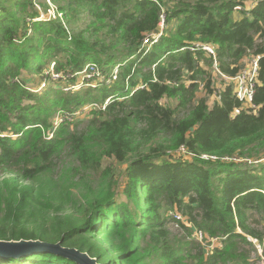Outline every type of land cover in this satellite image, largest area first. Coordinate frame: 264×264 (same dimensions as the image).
Here are the masks:
<instances>
[{
  "label": "trees",
  "instance_id": "trees-1",
  "mask_svg": "<svg viewBox=\"0 0 264 264\" xmlns=\"http://www.w3.org/2000/svg\"><path fill=\"white\" fill-rule=\"evenodd\" d=\"M49 1L56 20H37L46 0H0V240L60 243L98 264H250L256 245L264 257V229L249 221L264 228V0ZM80 18L85 29L69 30ZM196 44L229 77L259 57L254 112L231 116L241 103L211 87L213 58ZM48 66L63 76L31 89L26 76ZM63 154L71 163L58 167ZM103 158L125 165L118 178ZM73 172L99 182L81 209ZM196 231L221 246L205 256ZM0 264L76 263L35 253Z\"/></svg>",
  "mask_w": 264,
  "mask_h": 264
},
{
  "label": "rangeland",
  "instance_id": "rangeland-1",
  "mask_svg": "<svg viewBox=\"0 0 264 264\" xmlns=\"http://www.w3.org/2000/svg\"><path fill=\"white\" fill-rule=\"evenodd\" d=\"M47 3V2H46ZM38 6V5H37ZM36 9L40 12V15L43 16H48V10L51 9V6H54L53 3L51 1H49L48 6H46L45 8L42 7H37ZM55 7V6H54ZM56 8V7H55ZM51 13V11H50ZM43 16H41L42 18H44ZM63 23H65L66 19L63 18L62 19ZM88 21L84 18H80L79 20L73 21L70 25H69V30L71 31H79L82 29H85L86 25H87ZM67 27V24H65ZM72 25V26H71ZM246 59V58H245ZM245 59L243 61V63L241 62L242 65H240L239 67V72L238 74L242 73L240 76H242L244 73L248 74L249 70H248V64H245ZM50 68V66H48ZM48 67L45 69L46 71L48 70ZM52 68H50V72H52ZM205 70L208 71L212 77V88H220L223 86V82L219 81L218 79H216V77L213 75V73L211 74V67L209 68L208 65L205 66ZM47 75H44L43 72L41 74H30L28 76H26L27 81L29 83V87L33 90H40L41 88V82L42 79L46 78ZM82 76H78V80L81 78ZM68 83H64L62 84V87H64L65 85H67ZM40 85V86H39ZM202 84L199 85V88L197 90V94H196V98L200 99V98H205L207 100V104L209 106L212 105V101H213V97L207 95V92L205 91V89L201 86ZM163 104H167V105H171V106H175V102L172 100H163L162 101ZM88 107V106H87ZM85 107V108H87ZM89 116L88 114H82L81 115V122L79 123L80 125L78 126V129H81L83 127H85V125L87 124V120H88ZM55 163L58 167H60L63 164H70L71 160L65 155H61L60 157H58L55 160ZM102 164V169H104L107 165H111L113 166V171H112V176L113 179L118 178V176H120V174H122L123 169L125 168L124 164H118L117 162L114 161V159L112 158H103V160L101 161ZM74 175V179L72 181L73 183H77L76 186L72 187L73 189L71 190L72 195L70 196V202L72 205H74V207H76V209H81L82 207L85 206V201L88 199H92L95 196H97L98 194V180H97V175H95V173L92 172V174H85V173H76L73 172ZM5 176V173L1 172L0 170V179H2ZM71 213L69 211H66L65 214ZM174 213L171 211V214ZM168 216V215H167ZM169 217V216H168ZM261 216L258 214H253L252 217L250 218V224L252 227L257 228L259 231H263V227L260 224V218ZM177 221V220H175ZM175 221L171 222V220L169 221V223L167 224L168 227V231L170 232V235L175 236L177 238H182L185 236V234L178 230L176 225H175ZM183 221V220H181ZM194 238H198L199 239V235L198 234H194ZM201 242L203 244L202 248L204 249V251L206 252L207 249H209L211 246H215L218 245L219 243H221V238L220 237H216V238H209L208 236L204 235L201 236ZM103 244L105 245L106 248L108 247V244L106 242H103ZM255 248V247H254ZM206 256V254H205ZM249 261L250 264H264V257H261V255L259 254V252L253 251L249 249Z\"/></svg>",
  "mask_w": 264,
  "mask_h": 264
},
{
  "label": "built area",
  "instance_id": "built-area-1",
  "mask_svg": "<svg viewBox=\"0 0 264 264\" xmlns=\"http://www.w3.org/2000/svg\"><path fill=\"white\" fill-rule=\"evenodd\" d=\"M46 2L48 4L49 0H46ZM35 6H37V5L35 4ZM236 9L239 10L240 7H237ZM50 11H51V13H50ZM41 16H43V15H40V17L37 20L51 21V20H56L58 17H60L59 15L56 14V8L54 6H51V9L48 10V16H46V17L43 16L44 18H42ZM160 27L161 28L163 27L162 24L160 25ZM155 38H157V37H155ZM195 49L196 50H202V51H204V53L206 55L211 56L213 58V64H212L213 75L216 77V79H218L219 81H222L224 83V85H229L232 89L233 95L241 103V106L235 107L233 109L231 116L239 115L241 111H249L248 109H250L252 112H254L255 106L252 103V98H253L254 88L257 84V70H258L259 57H252L251 56V57H247L245 59V64H248V70H249L248 74L244 73L242 76H240L242 74V73H240V74H237L235 77H229V76H227V75H225L219 71V69L217 67V63H216L215 50L212 46L196 44L194 48H190L191 51H193ZM243 61H242V63H243ZM90 71H94V69L90 68ZM116 73H117V70L114 71V76H112V78H111L112 81H115ZM45 75H47V76H46V78L42 79L41 88H40L41 90L46 88L47 85L49 83H51L52 81L59 79V77H61V75L63 76V74H61V72L57 73L54 70H52V72H50V70L47 71L45 73ZM67 89H69V88H67ZM107 101L104 103V105L107 103ZM0 136H3L2 133H0ZM171 216L177 221L183 220L179 214H176V212L172 213ZM195 233L199 235V239L198 238H195V239L198 242H200L201 245L203 246V244L201 242V236H204V235L198 231H196ZM193 237H194V235H193ZM220 246H221V243H219L218 245H215V246H211L209 249L206 250L205 254L211 253L212 249L220 247ZM256 249L260 253V247L258 245H256Z\"/></svg>",
  "mask_w": 264,
  "mask_h": 264
},
{
  "label": "water",
  "instance_id": "water-1",
  "mask_svg": "<svg viewBox=\"0 0 264 264\" xmlns=\"http://www.w3.org/2000/svg\"><path fill=\"white\" fill-rule=\"evenodd\" d=\"M35 253H50L64 257L76 264H98L95 258L73 248L61 246L60 243H47L39 240H0V257L18 258Z\"/></svg>",
  "mask_w": 264,
  "mask_h": 264
}]
</instances>
